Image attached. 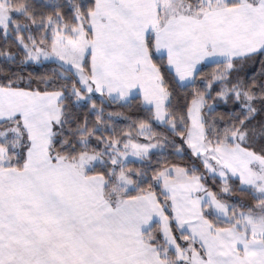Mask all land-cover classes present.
Returning <instances> with one entry per match:
<instances>
[{"label": "snow or ice", "instance_id": "obj_1", "mask_svg": "<svg viewBox=\"0 0 264 264\" xmlns=\"http://www.w3.org/2000/svg\"><path fill=\"white\" fill-rule=\"evenodd\" d=\"M0 264H264V0H0Z\"/></svg>", "mask_w": 264, "mask_h": 264}]
</instances>
